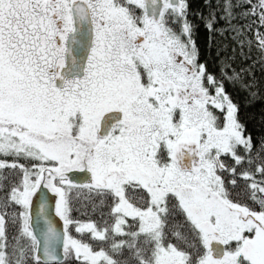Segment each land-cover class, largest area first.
<instances>
[{
  "label": "snow or ice",
  "instance_id": "obj_1",
  "mask_svg": "<svg viewBox=\"0 0 264 264\" xmlns=\"http://www.w3.org/2000/svg\"><path fill=\"white\" fill-rule=\"evenodd\" d=\"M243 3L264 53V0ZM187 9L0 0V264H264V142ZM84 198L98 220L72 216Z\"/></svg>",
  "mask_w": 264,
  "mask_h": 264
},
{
  "label": "trees",
  "instance_id": "obj_2",
  "mask_svg": "<svg viewBox=\"0 0 264 264\" xmlns=\"http://www.w3.org/2000/svg\"><path fill=\"white\" fill-rule=\"evenodd\" d=\"M225 3L226 0H187V19L194 26L193 39L199 51V61L224 84L225 92L238 106V119L245 134L252 138L255 156L264 142V53L254 41L253 31L258 27L253 23L255 18L243 15L249 6L243 0H231L232 16L227 18ZM208 23L213 24L211 30L206 27ZM250 39L253 40L251 45L248 43ZM226 163L232 161L226 160ZM4 174L12 178L9 170L5 169ZM4 195L5 192L0 191V200ZM74 209H78L72 213L74 218L87 220L89 216L83 213H89L93 220L100 218L98 212H92L91 203L86 198L74 201ZM8 211L11 212V208ZM8 232L11 236V225Z\"/></svg>",
  "mask_w": 264,
  "mask_h": 264
},
{
  "label": "water",
  "instance_id": "obj_3",
  "mask_svg": "<svg viewBox=\"0 0 264 264\" xmlns=\"http://www.w3.org/2000/svg\"><path fill=\"white\" fill-rule=\"evenodd\" d=\"M49 197H51V193H49ZM48 203H49L48 215L53 219L54 223L57 226V229L58 230H62L58 218H56L55 215H54V200L49 199ZM36 211H38V208L36 209ZM34 219H35V216H34ZM43 228H44L43 220H40L38 225H37V231L39 232Z\"/></svg>",
  "mask_w": 264,
  "mask_h": 264
}]
</instances>
